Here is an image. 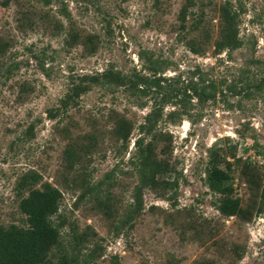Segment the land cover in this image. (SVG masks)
Here are the masks:
<instances>
[{
	"label": "rangeland",
	"instance_id": "rangeland-1",
	"mask_svg": "<svg viewBox=\"0 0 264 264\" xmlns=\"http://www.w3.org/2000/svg\"><path fill=\"white\" fill-rule=\"evenodd\" d=\"M187 1L25 0L0 6V37L11 44L0 59V225L27 226L17 184L27 171L39 172L63 193V252L53 251L55 263L61 253L78 264H264V214L223 216L219 195L205 181L210 149L227 138L239 144V156L260 157L250 146L256 137L264 146V96L243 99L241 108L232 96L216 103L193 100L187 113L181 109L172 120L169 114L179 108L167 105L157 128L165 136L155 142V153L170 166L159 181L175 186L144 188L140 212L136 141L144 136L140 126L152 98L139 100L116 85L92 86L76 105L49 115L61 107L74 80L108 69L130 74L161 59L164 76L182 75L186 85L197 68L220 84L261 66L264 0H195L188 26L204 21L214 40L223 3L230 1L240 15L243 46L215 55L212 42L203 56L191 53L183 40L179 16ZM122 120L131 131L126 140L116 134ZM89 136L95 137L94 148L69 171L66 148L89 145ZM251 177L239 172L234 184L245 209L261 200L264 178ZM97 186L109 191L111 217L96 208L90 189ZM81 238L86 241L78 243Z\"/></svg>",
	"mask_w": 264,
	"mask_h": 264
},
{
	"label": "trees",
	"instance_id": "trees-1",
	"mask_svg": "<svg viewBox=\"0 0 264 264\" xmlns=\"http://www.w3.org/2000/svg\"><path fill=\"white\" fill-rule=\"evenodd\" d=\"M23 1L25 0H0V6L7 8L12 2L20 4ZM43 1L45 4L52 2V0ZM194 6L195 0H188L179 16L180 28L184 32L183 40L191 53L198 56L205 55L212 42L215 55H221L225 51L232 53L243 46L239 30L240 15L230 1L220 6L219 32L215 40L204 26V21L197 19L188 26L190 9ZM20 19L22 21L20 27L22 28L24 21L22 17ZM204 27L203 33L200 32ZM196 32H200V34L192 36ZM10 47L11 44L0 37V59L7 56ZM257 63L261 66H258L255 72L247 68L237 79L230 83L221 81L220 84L216 83L210 76H205L199 68L193 71V76L186 85L182 81V75L166 77L163 74L165 63L161 59L151 61L150 66L146 65L145 69L142 70L135 69L130 74L108 69L93 76L80 77L78 82L74 80L69 93L61 101V107L49 111V115L51 118H55L57 113L63 112L62 109L65 111L70 106L76 105V100L89 92L92 86L116 85L117 87H124L132 95L139 96V100L152 98L154 102L152 110L145 117V123L140 126V131L144 136L136 141L135 164L140 183L139 198L136 197V201L139 200L140 212L142 209L140 192L144 188L155 189L159 186L173 188L175 186V183L165 180L160 182L158 179L170 170L169 162L158 158L155 153V142L165 136V133L157 132L158 124L164 116V108L167 105L179 108V110L169 114L170 120L174 119L181 109L182 112L187 113V106H190L193 100L198 101L199 104L216 103L220 97L232 96L239 98L238 106L241 108L243 99L253 100L264 96V61L258 60ZM2 64L1 62L0 65ZM12 66L7 68L8 74L12 72L14 67ZM21 94H26L25 87H23ZM141 104L144 107L147 105V101ZM229 106L233 107L231 104ZM120 122L116 134L121 139L126 140L131 131L124 125L123 120ZM33 129V126L29 127L30 132ZM146 136H151V140L147 142ZM88 138L90 140L89 145L77 148L76 144H72L66 148V168L69 171H74L82 164V153L91 152L94 148L95 137L89 136ZM256 138H254L255 142L250 148H255L257 155L264 160V146ZM229 140L227 138L223 146L215 145L210 149L206 168V184L213 193L219 195L217 209L226 217L240 216L250 219L263 215L264 181L261 186L260 204L253 209L242 207L240 197H235L236 188L234 184L239 172L245 175L250 174V176L258 179L264 178V162L260 161V157L244 158L239 156V144L233 145ZM260 172L262 175L259 174ZM106 178L110 179V175H107ZM105 182L102 181V183ZM17 190L22 195L19 209L27 218V226L0 225V264H78L73 256L69 257V255L61 253L57 263L53 260V257L56 256L53 253L55 249L58 252H63L61 250V230L64 228V222L62 217L58 216L63 199L62 191L51 183L45 182L43 176L35 170H29L20 177ZM90 192L95 194L96 208L111 217L113 212L112 199L110 195H105V193L109 194V191H103L100 186H97L92 187ZM56 216H58L57 221L54 219ZM84 241L86 239L81 238L78 243Z\"/></svg>",
	"mask_w": 264,
	"mask_h": 264
}]
</instances>
